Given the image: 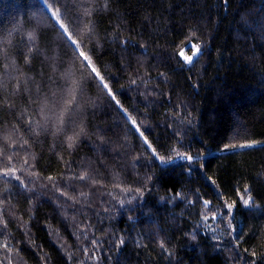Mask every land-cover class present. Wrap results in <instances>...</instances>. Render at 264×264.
I'll return each mask as SVG.
<instances>
[{"label": "trees", "instance_id": "trees-1", "mask_svg": "<svg viewBox=\"0 0 264 264\" xmlns=\"http://www.w3.org/2000/svg\"><path fill=\"white\" fill-rule=\"evenodd\" d=\"M50 2L0 0V264H264V0H55L116 100Z\"/></svg>", "mask_w": 264, "mask_h": 264}, {"label": "snow or ice", "instance_id": "snow-or-ice-1", "mask_svg": "<svg viewBox=\"0 0 264 264\" xmlns=\"http://www.w3.org/2000/svg\"><path fill=\"white\" fill-rule=\"evenodd\" d=\"M46 2H48V0H46ZM53 3H55V0H51V2L49 3V7H48V11L50 12L51 19H53L55 21V23L59 26V29L62 30L63 34L67 35L68 40L70 41L71 45L74 46V51H76L78 53L79 58L84 62L83 67L86 70H90L91 73L95 76V78L99 80V83H100V85H102L103 89L107 90L108 95L113 100H116V96L111 91V89L109 88L108 83L105 82L104 78L101 76V74L97 71L96 67L93 65V61H92L90 55L83 50L82 43L78 39L74 38V34L70 33L69 28L66 27L65 23L62 22L63 17L61 15L59 9L53 8L51 6V4H53ZM29 39L34 40L35 37L33 35H30ZM189 51H191V55H186L183 50L181 51L180 55H181L184 63L191 65L194 62H196L195 58H197L200 55L201 47H200V45L193 43L191 45V48L189 49ZM0 86H2V85H0ZM17 90L19 91V87ZM13 94H15V93H13ZM117 104H119L118 101H117ZM43 111H44V109H41V112H43ZM43 119L45 121H47L48 117L45 115V116H43ZM57 119L59 120V122L61 124L66 125L63 112L60 113V115L57 117ZM128 119L132 123V126L136 129V131L140 132L141 137L144 138V143L146 145H148L149 148H152V145L148 142L147 138L144 137V133L141 132V129L137 125V122L131 116H128ZM37 127H42V126L38 124ZM59 130L60 129L57 128V131H59ZM81 132H83V128H81ZM68 140L70 141L69 147L71 148L73 146V143H74V137L69 136ZM236 147H239L241 149L253 148V147H255V143L254 142H248V143H240L239 145H235V144L227 145V146H225V149H222V151L227 150V148H236ZM152 156L155 157L156 159H158L161 162V164L172 163V162H174V160L176 158L186 160L189 164H191L193 162V157L191 155H188L187 153L180 152V151H176L175 156H170L168 158H164V157L159 156L155 149H152ZM0 163H2V161H0ZM25 164H27V160L25 161ZM17 171H19V169H17L15 166L10 167V168H4L3 170H0V178H3L4 180H6L9 184L13 180L18 181L19 183L13 185L14 187H22V186L26 187L27 182L16 174ZM33 175H36V174L33 173ZM78 178L80 180H85L86 174H82ZM48 180L52 181V180H54V178L49 176ZM58 190H59V188H58ZM244 193H245V196L241 197L244 207H246V208L252 207L254 205V200H253L252 196L250 195L249 189L247 187L244 189ZM64 194H65L64 192H61V195H64ZM82 195H83V193H82ZM2 203H3V200H0V204H2ZM203 205H204V209L206 210V212L203 216V219L205 221H207L209 218L207 213H212L211 219L213 221H225L226 220L228 228L230 230H232L233 232L235 231V229L233 228L232 222H231L232 210L235 207L234 203L225 202L224 206L226 207L227 212L223 213L222 215H218L217 213L212 211V208L210 207V202L208 200H204ZM2 222H3L2 216H0V223H2ZM6 226L7 225L5 224V227ZM0 235H2V233H0ZM193 238H195V237H193ZM121 243H123V242H121ZM160 246H161V248H164L163 243H161ZM3 247L5 249H8L7 244L3 245ZM253 255H255V254L253 253ZM9 264H11L10 260H9Z\"/></svg>", "mask_w": 264, "mask_h": 264}]
</instances>
